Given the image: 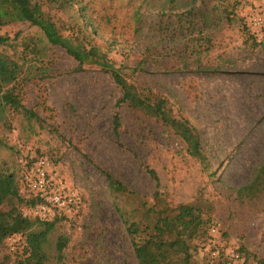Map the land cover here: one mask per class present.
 <instances>
[{
  "label": "rangeland",
  "instance_id": "rangeland-1",
  "mask_svg": "<svg viewBox=\"0 0 264 264\" xmlns=\"http://www.w3.org/2000/svg\"><path fill=\"white\" fill-rule=\"evenodd\" d=\"M36 1L66 34L87 21L98 28L97 45L121 69L123 87L96 64L80 67L30 23L0 27L10 38L3 47L9 54L28 39L43 49L38 60H29L32 74L41 76L22 94L39 119L8 110L0 120V167L15 174L17 187L0 205V223L35 199L22 176L44 155L55 189L79 198L51 220L47 264H138L121 215L141 220V211L133 210L152 205L155 193L170 206L200 203L215 221L219 233L212 237L210 229L207 241L194 243V261L211 264L212 249L229 258L242 250L247 264H264V193L256 201L237 193L264 164V0H220L207 26L197 14L190 25L178 18L182 0L175 10L167 0ZM206 7L199 4L198 12H209ZM225 8L235 16L228 18ZM255 19L261 22L254 25ZM197 25L211 38V50L201 57L187 49ZM157 97L168 104L156 117L149 104ZM107 175L133 194L113 195ZM7 238L0 240V262H13L21 248L12 250Z\"/></svg>",
  "mask_w": 264,
  "mask_h": 264
},
{
  "label": "trees",
  "instance_id": "trees-1",
  "mask_svg": "<svg viewBox=\"0 0 264 264\" xmlns=\"http://www.w3.org/2000/svg\"><path fill=\"white\" fill-rule=\"evenodd\" d=\"M56 1L68 5H73L74 2V0ZM167 1L172 10H175L178 0ZM182 2L183 10L178 13V18L189 22L188 25L192 22L191 18L197 14L200 19L206 21L205 26H207V15L216 16L220 9V0H182ZM199 4L207 5L206 8H209V12H198ZM211 4L214 5L211 6ZM85 8V5H80L79 12L83 14L81 17L86 21ZM223 12H227L228 18L231 15L235 16L234 9L228 11L225 8ZM135 14L136 18L139 19L141 13L137 11ZM21 22L30 23L32 26L39 28L51 45L65 49L79 63L80 67L86 64H96L104 72L110 74L119 86L123 87L121 69L110 62L107 54L102 52L101 47L97 45L96 35L99 33V29L95 28L91 22L87 21L85 26L78 25L77 29L72 27L71 33L66 34L49 13L44 10L42 3L36 0H0V27ZM196 28H198V31L191 35L193 37H189L187 49L190 50L191 48L190 53L196 55V57H201L203 52L207 54L211 50V38L204 33L201 26L197 25ZM9 42V37L0 35V120L3 119L4 113L8 110L22 111L29 120H38V114L23 105L22 94L24 87L33 78L41 76V71L35 75L32 74V69L35 66L30 65L29 60L32 62L38 60L43 49L40 46V41L36 42L28 39L23 41L21 51L15 49L13 54H9L3 48L8 46ZM128 99L125 94L122 101L126 102ZM140 104L143 105L144 102L141 101ZM167 104L166 99L155 98L153 103L149 104V108L152 110L151 115L156 117L163 115ZM114 122L115 130L118 133L120 128L119 116L115 117ZM39 157H44V155ZM35 160L28 163V166ZM7 171L0 167V198H3L0 199V205H3L8 199L7 197L12 196L17 191L15 174L7 173ZM150 172L152 177L156 179L155 172ZM107 179L113 195L133 194L116 177L107 175ZM237 193L239 197H247L252 201L260 200V196L264 193V164L255 180L250 185L237 190ZM35 201L36 199H32L26 205L33 204ZM139 210L143 214L141 220H130L124 214L121 215L138 264H200L194 261L193 245L196 242L207 241L210 229L215 226V221L202 204L192 203L170 206L165 203L162 195L155 193L152 205L143 202L133 210V214ZM10 214L11 219L7 224L0 223V240L19 234L23 237V243L21 248L14 253L16 259L13 262H10V258L6 257L7 259H4L0 264L49 263L50 257L46 250V244L59 215L55 217V221H39L23 217L19 209H12ZM63 250L64 242L59 239L57 252L60 256ZM214 250L210 251L211 255ZM239 252L240 258L238 260L229 258L224 252H220L217 257L212 258L211 264H235L243 260V264H247V258L243 256L242 250H239Z\"/></svg>",
  "mask_w": 264,
  "mask_h": 264
},
{
  "label": "built area",
  "instance_id": "built-area-1",
  "mask_svg": "<svg viewBox=\"0 0 264 264\" xmlns=\"http://www.w3.org/2000/svg\"><path fill=\"white\" fill-rule=\"evenodd\" d=\"M261 19H255L254 25H258ZM52 165L48 158L38 157L28 166L22 176V184L35 193L36 201L33 204L26 205L20 211L25 218L51 221L59 213L68 211L78 205L79 198L69 190H56L50 179ZM211 235L215 237L219 229L215 226L211 228ZM11 249L21 246L23 237L19 234L11 235L7 238ZM219 251H215L213 256H218ZM231 257L239 259L238 253L232 252Z\"/></svg>",
  "mask_w": 264,
  "mask_h": 264
}]
</instances>
